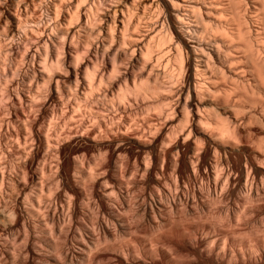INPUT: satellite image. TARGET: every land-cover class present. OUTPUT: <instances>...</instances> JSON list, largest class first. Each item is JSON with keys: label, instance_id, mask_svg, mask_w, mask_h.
<instances>
[{"label": "bare ground", "instance_id": "bare-ground-1", "mask_svg": "<svg viewBox=\"0 0 264 264\" xmlns=\"http://www.w3.org/2000/svg\"><path fill=\"white\" fill-rule=\"evenodd\" d=\"M190 2L0 0V264H264V43Z\"/></svg>", "mask_w": 264, "mask_h": 264}, {"label": "rangeland", "instance_id": "rangeland-1", "mask_svg": "<svg viewBox=\"0 0 264 264\" xmlns=\"http://www.w3.org/2000/svg\"><path fill=\"white\" fill-rule=\"evenodd\" d=\"M189 2L190 1H192V0H188ZM194 1V2H193ZM192 2H190V3H192V4H194V5H198L197 7L199 8V10H200V7H201V12H200V14H202L203 13V11H205V4H207V5H212L211 3H214L215 5L217 4V5H220V7L221 6H223V8H218V12H221V11H224V12H221L219 15H221V16H225V19L226 20H224V17H223V19H221V18H218V19H221L223 22H227V24H228V26H232V27H234L235 26V22L233 21V16H235V15H233V14H235V11H239V12H237V13H239V14H237L238 16H243L244 18H243V20H245V18H246V21H248L247 23L245 22V24L247 25V24H249V26H250V28H252L253 30H257V31H259L260 30V33H259V35H260V38H257V40L259 41V43H264V29H263V24H262V21H260V19L258 18V14H259V12H260V10H259V4L261 3V1L262 0H247L248 2H246V0H234L235 2L234 3H231V2H233L232 0H216V1H218V3L215 1V0H193ZM220 1V2H219ZM259 1V2H258ZM198 2H199V4H198ZM228 2H230V3H228ZM203 3V4H202ZM213 4V5H214ZM233 4H235V5H233ZM252 4V5H251ZM202 5V6H201ZM233 7H232V6ZM200 6V7H199ZM225 6V7H224ZM240 6V7H239ZM257 6V7H256ZM197 7H195L194 6V10H195V8H196V10L193 12V11H191V10H189V12L187 13L188 15H187V20H190L192 23H194V24H196L197 25V22H199V25H198V28L200 29V30H203L205 27H204V25L206 24V23H208L207 25L209 26L210 25V23L209 22H211V21H209V20H206V21H209V22H206L205 21V24L203 23L202 24V20H201V18L200 19H196L197 17H196V14H197V16H199L200 14H198L197 12H198V9H197ZM203 7V8H202ZM217 7H219V6H217ZM229 7V8H228ZM259 7V8H258ZM232 8V9H231ZM241 8H242V10H241ZM192 9V8H191ZM35 10L37 11V13H38V15H40L41 16V24H43V23H45V20H47V19H45L46 18V14L44 13V10L41 8V7H36L35 8ZM232 10V11H231ZM197 11V12H196ZM231 11V12H230ZM196 12V13H195ZM243 12H244V14H243ZM257 12V13H256ZM216 13V14H217ZM224 13V14H223ZM233 13V14H232ZM193 14H195L194 16H192ZM257 14V15H256ZM192 16V18L194 17L196 20H194V18H193V20H192V18H191V16ZM203 16H204V13L202 14ZM201 15V16H202ZM233 15V16H232ZM39 16V17H40ZM218 16V15H217ZM216 16V17H217ZM240 16V17H241ZM219 17V16H218ZM199 18V17H198ZM203 18V17H202ZM45 19V20H44ZM201 20V21H200ZM220 20V21H221ZM229 22V23H228ZM233 22V23H232ZM259 22V23H258ZM212 23V22H211ZM232 24V25H231ZM234 24V25H233ZM212 25V24H211ZM199 26H202V27H199ZM260 26V27H259ZM231 27V28H232ZM205 30V29H204ZM203 32V34L204 35H206L205 37H209L210 35H211V37H212V33H209L208 34V32L207 33H204V32H206V31H202ZM199 34H201V31L199 32ZM203 34H202V36H203ZM259 37V36H258ZM261 41V42H260ZM85 47H87V45L85 46ZM83 48L84 50L86 49V48ZM240 50V49H239ZM86 51V50H85ZM241 53H242V50L240 51ZM243 52H245V51H243ZM263 51H260V55L262 54L263 56H264V52L262 53ZM79 58H81V57H79ZM77 60H78V58H76ZM74 60V62L76 63V61L77 60ZM80 60V59H79ZM20 61V60H19ZM19 61H18V63H19ZM246 61V60H245ZM78 62H80V61H77V64H78ZM17 63V64H18ZM122 63V62H121ZM121 63H119V61H118V64H117V62H115V63H113L114 65L113 66H116L117 67V65H119V64H121ZM116 64V65H115ZM18 65H20V63L18 64ZM112 66V69H110L109 71H111L112 70V72L113 73H111V72H109L108 73V75L109 74H114V75H111V77L113 76H117V72L115 71V70H117V69H115L116 67H113ZM211 69V67L207 70L208 71V73H211L210 71H213L214 73H215V71L214 70H210ZM115 72V73H114ZM212 72V73H213ZM213 73V74H214ZM245 73V74H244ZM243 74V77H244V79H245V77H246V79H248V80H252L251 78H252V72L250 71V70H245V72H244ZM116 74V75H115ZM112 77V78H113ZM223 79V78H222ZM167 80H169V79H167ZM221 81H223V80H221ZM226 82H228V81H226ZM231 81H229L228 82V84L230 83ZM251 82V81H250ZM252 82H253V80H252ZM254 83V82H253ZM231 84V83H230ZM238 89H236V91H237ZM234 91V90H233ZM235 91V92H236ZM235 92H233V95H235ZM238 92V91H237ZM238 94V93H237ZM257 95H258V93H256ZM255 94V95H256ZM259 96H261L260 94L258 95V98H259ZM6 98H9V100L11 99L10 97H4V98H2L3 100V102H4V104L5 103H7L9 100H7ZM240 98V97H239ZM243 98L244 97H242V98H240L241 100H243ZM260 98H262V97H260ZM244 99H246V98H244ZM248 100V99H247ZM246 100V101H247ZM11 101V100H10ZM10 101H9V103H10ZM245 101V100H244ZM249 104L251 103V102H248ZM253 105H255L256 106V108H258V109H262V108H264V107H262L261 108V106H260V103L258 104V103H251L249 106H253ZM254 107V106H253ZM247 110H249V108H247ZM109 111V110H108ZM111 111V110H110ZM243 112L245 111V110H242ZM77 111H75L74 110V112H73V114H72V117L74 118V114H77L76 113ZM107 112V111H106ZM153 112H155V113H157L156 111H152V113ZM107 113H109V112H107ZM73 118H70V119H73ZM88 123V125L90 124V125H92L91 123H89V122H87ZM174 139H176V138H174ZM64 140H62V143H61V149L59 150V153H58V156H59V159L61 160H59L60 161V163H62L63 162V160H64V158L65 157H69V156H71L73 153H74V151H75V149L76 148H78V147H82L83 149H84V151H86V153H89V154H92L94 151H95V146L96 145H94L95 143H93V141H85L84 139H82V136H75V137H73L72 139H70V140H65L64 142H63ZM66 142V143H65ZM63 144H65L64 146H63ZM204 145V147L205 148H203V150L201 149V151H202V153H204V150L206 149V146L207 145H205V144H203ZM61 150H62V152H61ZM62 153V154H61ZM64 172V173H63ZM62 172V174H63V177L65 176L66 178H70V176L67 174V172L66 171H63ZM250 172H251V170H250ZM252 173V172H251ZM70 181H71V179H70ZM147 187L145 186V189H144V191H147V189H146ZM236 194V193H235ZM233 194V193H231V194H229V202H228V204H231V205H249V204H247L246 202H243V201H241V199L239 198V193L238 194ZM231 195V196H230ZM236 196V197H235ZM205 197H203V199H204ZM263 200H261L260 202L261 203H259L258 202V204L259 205H263L262 206V210H261V212L259 213V215H258V221H257V226H262V224L260 225V223H264V198H262ZM210 200V201H209ZM212 199H209V198H206L204 201H205V203L208 205H213V206H215L216 207V205H221L220 203H217V201H215L214 203H213V201H211ZM209 201V202H208ZM212 202V203H211ZM214 208V207H213ZM215 209V208H214ZM260 217V218H259ZM260 221V222H259ZM262 221V222H261ZM204 228V227H203ZM202 228V229H203ZM205 229V230H204ZM203 229V231H205L204 233H208V231H211V232H213V230H208L207 228H204ZM247 236V235H246ZM249 237H250V235H249Z\"/></svg>", "mask_w": 264, "mask_h": 264}]
</instances>
